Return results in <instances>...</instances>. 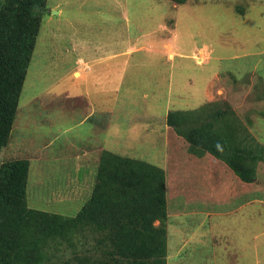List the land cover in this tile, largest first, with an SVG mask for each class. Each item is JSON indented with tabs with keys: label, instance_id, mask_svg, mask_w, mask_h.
<instances>
[{
	"label": "rangeland",
	"instance_id": "374dc122",
	"mask_svg": "<svg viewBox=\"0 0 264 264\" xmlns=\"http://www.w3.org/2000/svg\"><path fill=\"white\" fill-rule=\"evenodd\" d=\"M45 7L13 133L0 151V164L29 161L28 207L74 216L90 195L102 152L135 157L166 170L167 264H264V0H46ZM74 28L87 39L103 37L107 49L124 48L125 40L131 46L121 55L127 74L117 104L98 107L79 125L81 110H71L78 104L61 96L27 104L68 75ZM92 99L96 104L98 94ZM203 107L207 120L167 124L171 112ZM219 120L231 121L241 147L257 142L262 149L260 188L207 151L194 154L189 134ZM254 195L247 221L244 205Z\"/></svg>",
	"mask_w": 264,
	"mask_h": 264
},
{
	"label": "trees",
	"instance_id": "16d2710c",
	"mask_svg": "<svg viewBox=\"0 0 264 264\" xmlns=\"http://www.w3.org/2000/svg\"><path fill=\"white\" fill-rule=\"evenodd\" d=\"M172 1L184 5L186 0ZM45 2L0 0V151L7 148L13 133L47 11ZM205 109L171 112L167 124L186 127L200 123L211 115ZM229 122L197 127L188 142L198 150L195 155L205 150L226 162L245 185L258 184L262 149L257 142L241 147L236 128ZM227 130L231 135L225 134ZM29 170V161L23 158L0 164V264H167L169 217L163 167L102 152L90 195L74 216L28 207Z\"/></svg>",
	"mask_w": 264,
	"mask_h": 264
},
{
	"label": "crops",
	"instance_id": "0c3cea01",
	"mask_svg": "<svg viewBox=\"0 0 264 264\" xmlns=\"http://www.w3.org/2000/svg\"><path fill=\"white\" fill-rule=\"evenodd\" d=\"M81 28L82 30H89L87 26ZM91 28L100 29L101 27L94 25ZM92 29L89 30L90 37L92 36ZM73 33L74 38L68 42L67 45H74L77 50L75 53L73 52L75 56L72 61V68L67 73L68 75L58 77L56 80L58 82L54 84L53 88H46V90H48L46 93L42 94L40 91L35 93L30 97V100L27 104H42L43 98L47 97L52 99L53 97L61 96L71 104H78V106H72L71 110H81L83 117L78 122L79 125L97 114L98 107L103 106V108H105L107 106L106 104H117V101H115V96H118V93L120 92L121 86L124 82V77L127 74L125 69L126 61L122 60L121 55L122 53L126 54L125 50L129 49L131 46H128L127 41L125 40L124 48L121 47L119 50L107 49V44L104 43L103 37H98L97 39H92L89 37V39H87L76 28H74ZM122 49L124 50L122 51ZM115 59L116 61L113 65L107 63ZM76 69L78 70L75 72ZM66 77H68V79H65ZM63 81L66 82V87L61 86ZM94 94H98L99 97L98 101H96V104L92 99V95ZM46 106L47 104L44 106V108L48 109ZM57 107V105H52V107L49 109H56ZM75 107L77 109H75ZM108 113L111 114L110 112ZM116 122L117 121H114L110 115L108 116V125H115ZM103 125L106 126L108 132V125L105 123H103ZM127 125L124 128H126ZM98 127L100 128L101 124H99ZM130 133L132 134L133 132L130 130ZM113 134L117 135L115 131L108 135L110 137ZM85 150L86 151H84V155H90V150ZM260 196L262 195L258 194V200L263 199V197ZM255 198L256 196L254 195V197H251L249 200H247L246 204L244 205V207H246L244 211L246 210V212L243 216L247 221L250 217L249 209L256 202Z\"/></svg>",
	"mask_w": 264,
	"mask_h": 264
}]
</instances>
